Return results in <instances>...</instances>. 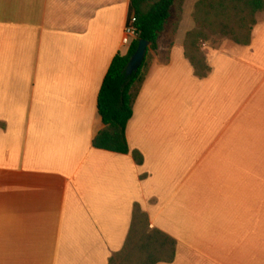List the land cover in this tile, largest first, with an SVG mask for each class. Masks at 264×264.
<instances>
[{
	"label": "crops",
	"instance_id": "0c3cea01",
	"mask_svg": "<svg viewBox=\"0 0 264 264\" xmlns=\"http://www.w3.org/2000/svg\"><path fill=\"white\" fill-rule=\"evenodd\" d=\"M198 1L153 53L126 130L138 165L93 146L130 0H0V264H108L136 203L177 240L158 264H264V18L201 79L185 56Z\"/></svg>",
	"mask_w": 264,
	"mask_h": 264
},
{
	"label": "trees",
	"instance_id": "16d2710c",
	"mask_svg": "<svg viewBox=\"0 0 264 264\" xmlns=\"http://www.w3.org/2000/svg\"><path fill=\"white\" fill-rule=\"evenodd\" d=\"M183 1L130 0L128 21L136 18L137 38L130 43L125 55L118 53L114 57L105 76L98 96V111L104 128L93 139L95 148L131 153L138 165L144 163V155L140 151L130 150L126 130L152 66V53L159 48V38L172 10L178 13L179 22L182 19ZM260 12L264 13V0H199L196 3V27L186 35L185 56L198 78H207L212 72L200 42H207L209 35H218L238 45L249 46L257 24L256 14ZM141 39L149 42L146 58L138 71L127 77V66ZM176 252L177 240L158 228H151L148 214L136 203L126 243L120 251L112 254L108 264L172 263Z\"/></svg>",
	"mask_w": 264,
	"mask_h": 264
},
{
	"label": "rangeland",
	"instance_id": "374dc122",
	"mask_svg": "<svg viewBox=\"0 0 264 264\" xmlns=\"http://www.w3.org/2000/svg\"><path fill=\"white\" fill-rule=\"evenodd\" d=\"M185 2V0L183 1V3ZM184 6V4H183ZM194 13H195V7L193 8V13L190 17V20L195 22V18H194ZM264 18V13L260 12L256 14V21L258 22L259 19H263ZM181 22V21H180ZM179 18H178V13L176 12L175 9L172 10L171 12V17L168 20L167 23V30L166 33L163 35V41L165 42H169L175 35L178 26H179ZM177 28V29H176ZM227 41H229V45L225 46V50L229 49L230 47L236 45V43L232 42L231 40L225 38V37H221L218 35H209V39L207 42L201 41V48L204 51V53L206 54V57L209 60V56L211 54V52H213L214 50H217L218 48H222L224 46L225 43H227ZM152 57H153V53H152ZM213 61L217 64V65H224L225 60L223 58H217V59H213ZM233 72V71H231ZM230 72V73H231ZM212 113L208 112V111H204L201 112L198 115H195L193 118V126L194 128L197 127H201V128H205L209 125L210 121H211V115ZM261 129H264V124H260ZM244 128L246 129H250L249 126H243V132H242V145H247L249 146L251 144V137L247 134L244 133ZM262 139H264V137H261ZM258 141V140H257ZM264 141H259V145H263ZM257 143V142H256ZM258 144V143H257ZM258 155L260 156H264V148L260 149L258 152Z\"/></svg>",
	"mask_w": 264,
	"mask_h": 264
},
{
	"label": "water",
	"instance_id": "95a60500",
	"mask_svg": "<svg viewBox=\"0 0 264 264\" xmlns=\"http://www.w3.org/2000/svg\"><path fill=\"white\" fill-rule=\"evenodd\" d=\"M148 47H149V42L144 39H141L139 42L137 51L130 59V62L127 66V69L125 72L127 77L131 76L134 72L138 71V69L141 67V65L143 64L146 58Z\"/></svg>",
	"mask_w": 264,
	"mask_h": 264
},
{
	"label": "built area",
	"instance_id": "2783aa9c",
	"mask_svg": "<svg viewBox=\"0 0 264 264\" xmlns=\"http://www.w3.org/2000/svg\"><path fill=\"white\" fill-rule=\"evenodd\" d=\"M136 22V18L132 17L131 20L127 22L125 27L124 36H123V45L129 46L130 43L137 38V30L134 26Z\"/></svg>",
	"mask_w": 264,
	"mask_h": 264
}]
</instances>
